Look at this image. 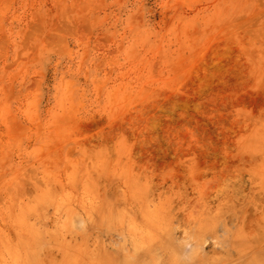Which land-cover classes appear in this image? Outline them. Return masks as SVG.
Returning a JSON list of instances; mask_svg holds the SVG:
<instances>
[{
    "label": "rangeland",
    "instance_id": "rangeland-1",
    "mask_svg": "<svg viewBox=\"0 0 264 264\" xmlns=\"http://www.w3.org/2000/svg\"><path fill=\"white\" fill-rule=\"evenodd\" d=\"M0 264H264V0H0Z\"/></svg>",
    "mask_w": 264,
    "mask_h": 264
}]
</instances>
